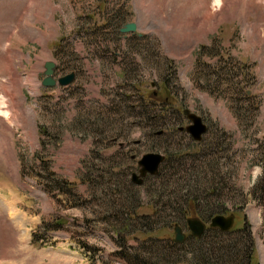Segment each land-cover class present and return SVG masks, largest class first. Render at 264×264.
I'll use <instances>...</instances> for the list:
<instances>
[{"label":"rangeland","instance_id":"rangeland-1","mask_svg":"<svg viewBox=\"0 0 264 264\" xmlns=\"http://www.w3.org/2000/svg\"><path fill=\"white\" fill-rule=\"evenodd\" d=\"M49 60L55 80L73 73L67 85H41ZM184 111L206 124L200 145L177 130ZM147 152L167 157L170 179L194 168L196 201L177 200L173 182L132 183ZM0 168L23 208L0 216V264H127L120 235L146 261L192 264L191 239L169 249L173 224L191 236L186 218L229 213L248 224V264H264V0H0ZM201 236L211 253L226 241Z\"/></svg>","mask_w":264,"mask_h":264},{"label":"trees","instance_id":"trees-1","mask_svg":"<svg viewBox=\"0 0 264 264\" xmlns=\"http://www.w3.org/2000/svg\"><path fill=\"white\" fill-rule=\"evenodd\" d=\"M109 23H110L109 20L106 21V23H105L106 28L109 26ZM114 27H115V25L113 26V24H112V28H114ZM139 107H140V109L138 112L140 113V115H143L147 119H151L152 117H155V118H157V120L159 122L161 120H163L164 118H165V121L167 120V118L164 115H162L165 112L164 107L163 108L159 107L157 110V113H155L153 110H151L152 109L151 107L150 108H143V106L141 104H139ZM157 134L159 136L164 135L162 132L159 133V131L157 132ZM200 142L201 141H199V145L201 144ZM164 160H167L166 156L164 157ZM161 167H162V165H160L158 172L154 176L147 175L142 180H144V179L147 180V178H150L151 180L157 181V183H159L161 185L162 184L166 185V187L170 183L173 182V183H175L174 185L177 186V190L179 192H181L177 196L180 199H177V200H181V202H185L186 204H187V201H192V200L196 201V195H198V193H199V188L196 186V184L191 183L194 181V180H191L193 178L194 168H190V169L183 171L187 175L182 176L179 180H174V179H170L169 176L173 175L175 173H178V170H174L171 173H167V169L161 170ZM198 168L199 167H197V169ZM168 171H170V168H168ZM198 172L199 171H197L196 174ZM145 182L146 181H144V182L142 181L141 184H139V185H144ZM149 185H152V184L149 183ZM129 186H132V185H129ZM167 192L170 194V191H167ZM153 193H157V192H153ZM123 194H124V191H123ZM129 194H132V193L129 192ZM154 203L156 204V206H152V207L150 206V209H151L150 212H153V215H155L156 207H160L161 202L155 201ZM163 206H167V204L165 203ZM202 206H208V205H202ZM216 206L217 205L210 207V209L207 210L206 216H208L211 212L218 210V207H216ZM176 211L179 215V218H181V219L184 218V216L187 212V210L183 209L181 206H178ZM151 215H147V214L138 215L137 213H134L133 218L129 219V220H135L137 222H142L143 220L149 221V220H151ZM154 217H156V215ZM242 224L243 225H241L240 227L231 228L227 231H220L217 228H206L205 229V230L208 229L209 231H211L215 234H221V235L226 236L225 242H221L220 240H218V242L216 243V246L214 249L215 253H211L210 249L206 248V245L203 246L206 249L202 248V246L201 247L199 246V244L201 243L200 241L202 239V236H201L202 233L198 237H191V236L186 235L185 238L181 242H178V243H175L172 240H169V243H168L170 245L169 249L173 250L172 253H175L176 250L182 245V243L185 240L191 239L197 246V254L199 257V258H197L196 262H194L192 264H217V262H218V264H221V263L226 264V262L232 263V262H234V260L238 261V259H239V261L237 262V264H248L250 254H251V250H252L253 241H252L250 233L248 231V224L247 223H242ZM123 227L128 229L131 226L128 224H123L122 228ZM137 229H139L138 232L141 231V233H143V232H147L145 230H151L152 228L147 223H145V224L141 223V228L138 226ZM124 238H125L124 235H120L117 238V240L119 239V244H121L119 246V252L118 253H119L120 257L122 256V258L127 262V264H165L164 262L160 263L161 261L158 259H153L152 261H154V262L151 263L150 261L145 260L147 258L139 257L137 250L141 249L142 246H138V249L135 251L127 249L126 247H123L122 243H123ZM143 239L155 240L151 237H144ZM143 241H145V240H143ZM143 244L146 245V242H144ZM80 245L84 249H86V251H89L92 254L95 252V248L89 247L84 242H80ZM145 252L151 253L149 248L141 250V253H145ZM210 259H213V260L210 261ZM141 260H143V262Z\"/></svg>","mask_w":264,"mask_h":264},{"label":"water","instance_id":"water-1","mask_svg":"<svg viewBox=\"0 0 264 264\" xmlns=\"http://www.w3.org/2000/svg\"><path fill=\"white\" fill-rule=\"evenodd\" d=\"M134 30V25L132 23H125L119 28L120 32ZM136 35L139 36L140 33L136 32ZM44 77L41 79L42 86H53L56 82L58 85H67L73 79V73L70 72L62 77L57 78L56 80L52 78L53 69L55 64L52 61H46L43 64ZM185 117L189 120V124L184 126V130L190 135L193 140H199L201 134L204 133L206 127L205 124L201 121L199 115H196L191 112L184 111ZM163 160V155L155 152H147L141 154L136 160L137 165V174L132 173L131 182L135 184L141 183L142 177L145 175H154L157 173L158 167ZM186 226L189 230V234L194 237L201 235L205 228L204 222H202L197 217H188L185 220ZM233 222V214H228L223 216L222 214H215L209 218L208 226L216 227L222 231L228 230ZM183 240V234L181 228L177 225H173V241L181 242Z\"/></svg>","mask_w":264,"mask_h":264},{"label":"crops","instance_id":"crops-1","mask_svg":"<svg viewBox=\"0 0 264 264\" xmlns=\"http://www.w3.org/2000/svg\"><path fill=\"white\" fill-rule=\"evenodd\" d=\"M197 25H199V20L197 21ZM200 26V25H199ZM16 182L15 177L13 176V171L3 168H0V216L4 217V213H7L9 216L12 215L15 209V213L19 214L20 209H23L20 204V196L18 195V191L14 192V183ZM14 219V218H13ZM27 247V246H26ZM26 254H30L32 252L33 247H27Z\"/></svg>","mask_w":264,"mask_h":264},{"label":"snow or ice","instance_id":"snow-or-ice-1","mask_svg":"<svg viewBox=\"0 0 264 264\" xmlns=\"http://www.w3.org/2000/svg\"><path fill=\"white\" fill-rule=\"evenodd\" d=\"M217 2H219V0H217Z\"/></svg>","mask_w":264,"mask_h":264},{"label":"flooded vegetation","instance_id":"flooded-vegetation-1","mask_svg":"<svg viewBox=\"0 0 264 264\" xmlns=\"http://www.w3.org/2000/svg\"><path fill=\"white\" fill-rule=\"evenodd\" d=\"M181 131H182V130H181ZM160 132H161V131H160ZM160 132H159V133H160Z\"/></svg>","mask_w":264,"mask_h":264}]
</instances>
